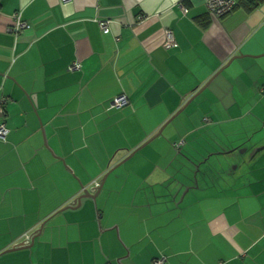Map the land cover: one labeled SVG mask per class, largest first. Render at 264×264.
<instances>
[{
    "label": "crops",
    "instance_id": "0c3cea01",
    "mask_svg": "<svg viewBox=\"0 0 264 264\" xmlns=\"http://www.w3.org/2000/svg\"><path fill=\"white\" fill-rule=\"evenodd\" d=\"M249 6L0 0V264H264V0ZM174 147L192 166L169 202L120 194L167 174Z\"/></svg>",
    "mask_w": 264,
    "mask_h": 264
},
{
    "label": "rangeland",
    "instance_id": "374dc122",
    "mask_svg": "<svg viewBox=\"0 0 264 264\" xmlns=\"http://www.w3.org/2000/svg\"><path fill=\"white\" fill-rule=\"evenodd\" d=\"M180 150H178L177 148L174 147V155H173V159H174V163L171 166H167V174H164L163 172H160L159 177H155L154 176H149L148 180H146V182H137V183H131L132 181H136L138 180V178H134L132 177V175H126L125 179L128 180V185L127 188L125 189V191H123V189L121 190L120 194H157L160 195L158 197L159 200L166 202L170 199V196L166 194H178L177 190L178 187H180L182 185V182H180L183 179H185L187 177V173L190 171L191 166H189V163L186 161V156L185 153L186 152H179ZM181 153V154H180ZM240 156H243L241 154H238ZM142 155H138L137 159H141ZM130 160L124 162L122 165H120L119 167H117L116 169L119 168H124L125 170H131L132 168L136 166L135 162L136 159L134 160L133 163L129 162ZM173 161V160H172ZM216 161V160H214ZM218 163V162H216ZM244 164V162H242V165ZM194 166V165H193ZM226 168L224 170L229 172V168L227 166H225ZM239 171H241V167L239 168ZM223 174V173H222ZM200 175V174H199ZM212 177L209 176L208 180L211 182L210 184H213L214 181H220V179H216V177H218L219 175L217 173H212L211 174ZM229 175V174H227ZM227 175H223V176H227ZM186 180V179H185ZM217 183V182H216ZM202 184V183H201ZM198 185V182L194 183V186ZM114 186L116 188H119L120 186H122L123 188V183L121 182V180L116 177L115 181H114ZM186 191V190H185ZM184 191V192H185ZM105 194H119L118 192H109V193H105ZM132 197V196H131ZM131 201V199L129 200ZM139 201V199L137 198V202ZM116 206V204H110L109 207L114 208ZM119 208L125 207L123 209V211L126 209H128V207L126 205H122L119 204L118 205ZM131 207H129L130 209ZM124 211V212H125ZM129 211V210H128ZM128 212L125 213V216L127 215Z\"/></svg>",
    "mask_w": 264,
    "mask_h": 264
},
{
    "label": "built area",
    "instance_id": "2783aa9c",
    "mask_svg": "<svg viewBox=\"0 0 264 264\" xmlns=\"http://www.w3.org/2000/svg\"><path fill=\"white\" fill-rule=\"evenodd\" d=\"M63 3L70 2L71 0H61ZM239 0H207V5L211 13L217 17L226 15L230 13L235 6L238 5ZM16 21V27L14 30L16 31H22L24 29L29 28V25L26 21L22 20L20 17V14L18 13L15 17ZM102 28L106 31L107 30V24L101 23ZM165 46L167 48L175 47L177 46V43L174 39V34L172 30H166V41ZM72 69L79 68V64H74L71 66ZM128 104V99L126 96H120L117 97L114 100L113 105L114 106H124ZM4 112V108L2 105H0V113ZM9 129L6 127L5 122L0 118V140H5L8 135ZM27 243L29 244L32 241V236L29 234H26L25 236ZM165 257L162 258H156L154 260V264H164Z\"/></svg>",
    "mask_w": 264,
    "mask_h": 264
},
{
    "label": "water",
    "instance_id": "95a60500",
    "mask_svg": "<svg viewBox=\"0 0 264 264\" xmlns=\"http://www.w3.org/2000/svg\"><path fill=\"white\" fill-rule=\"evenodd\" d=\"M220 71V70H219ZM218 73V72H217ZM216 73V74H217ZM215 74V75H216ZM214 77V76H213ZM213 77L208 81V82H206V84L202 87V89L204 90L208 85H209V83L211 82V80L213 79ZM201 89V90H202ZM193 99V97H191V98H189V100L186 102V104H184L171 118H170V120H168L167 122H166V124H168V122L169 121H171L173 118H175L182 110H184V108H186V106L190 103V101ZM165 124V125H166ZM163 128H164V125L161 127V129L158 131V133L157 134H155L152 138H150V140L151 139H153V138H155V137H157L159 134H161V132H162V130H163ZM146 144V143H145ZM145 144H143V145H145ZM143 145H141L140 147H138L134 152H132L127 158H125V159H128L129 157H131L132 155H134V153L137 151V150H139V149H141L142 147H143ZM114 168L115 167H112V168H110L109 170H108V172L104 175V177L102 178V180H101V182L99 183V185L98 186H96L95 187V191L94 192H92V191H90L89 189H84V191H83V193L82 194H79L78 196H76L69 204H68V207H76V206H79L81 203H82V201H83V199L84 198H86V197H90V198H95L96 197V195L99 193V191L102 189V187H103V184H104V182H105V180H106V178H107V176H108V174L112 171V170H114ZM43 226V225H42ZM37 233L39 234V232H35L34 233V235L35 236H37ZM34 239V238H33ZM30 243H33V241H31ZM23 246H25V243L24 242H21L20 244H16V245H14L12 248H10V249H8V250H6V251H10V250H14V249H18V248H21V247H23Z\"/></svg>",
    "mask_w": 264,
    "mask_h": 264
},
{
    "label": "trees",
    "instance_id": "16d2710c",
    "mask_svg": "<svg viewBox=\"0 0 264 264\" xmlns=\"http://www.w3.org/2000/svg\"><path fill=\"white\" fill-rule=\"evenodd\" d=\"M248 1H250V3H252V6H249V7H247L248 9H253V8H255L256 7V5L261 1V0H248ZM246 2V1H245ZM236 7V6H235ZM234 7V8H235Z\"/></svg>",
    "mask_w": 264,
    "mask_h": 264
}]
</instances>
